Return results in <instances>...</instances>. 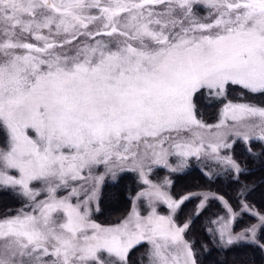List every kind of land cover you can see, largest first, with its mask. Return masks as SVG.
<instances>
[{"label": "snow or ice", "instance_id": "1", "mask_svg": "<svg viewBox=\"0 0 264 264\" xmlns=\"http://www.w3.org/2000/svg\"><path fill=\"white\" fill-rule=\"evenodd\" d=\"M232 87L264 96V0H0V192L24 200L0 213V264H198L192 217H177L202 194L174 198L148 174L190 157L241 173L221 154L238 141L264 155L251 147L264 102L227 100ZM199 96L227 100L217 123L197 118ZM122 172L145 187L126 216L98 223L100 184ZM241 210L257 222L234 233L218 216L207 231L264 251V214Z\"/></svg>", "mask_w": 264, "mask_h": 264}, {"label": "trees", "instance_id": "2", "mask_svg": "<svg viewBox=\"0 0 264 264\" xmlns=\"http://www.w3.org/2000/svg\"><path fill=\"white\" fill-rule=\"evenodd\" d=\"M245 95L251 96L254 101H264V96L247 93ZM197 101L202 106L218 105L221 102L215 99L208 100L204 96H199ZM199 110L202 116V110ZM251 147L255 153L264 152V142L253 141ZM230 153L245 171L236 173L225 168L206 172L202 165L191 163L180 171L169 173L171 179L169 192L173 197L180 198L192 193L202 194L185 201L177 219L183 223L192 217L185 238L194 242V248L198 252V264H264V251L259 248L247 244L224 246L220 244L218 235L214 238L207 231L208 228L218 227L211 223L212 220L225 215L224 207L217 196L224 199L234 210L239 209L241 202H244L264 214V155H249L246 145L239 141L230 149ZM165 175L166 171L160 167L153 168L149 173L153 180L163 179ZM142 187L143 184L135 172L118 173L115 180L112 177L106 178L99 191V211L93 212V218L100 223H115L127 214L134 194ZM206 192L217 196L208 197L204 210L197 217L195 215L197 206ZM17 205V196L11 192H0V213L8 208L16 209ZM256 221L257 218L250 212H241L232 221L231 229L233 232H239ZM146 248L145 244L135 249L131 253L132 260L135 261Z\"/></svg>", "mask_w": 264, "mask_h": 264}, {"label": "rangeland", "instance_id": "3", "mask_svg": "<svg viewBox=\"0 0 264 264\" xmlns=\"http://www.w3.org/2000/svg\"><path fill=\"white\" fill-rule=\"evenodd\" d=\"M240 92H241V89H239L238 87H232V88H230V89H229V93H228L227 100H231V101H233L234 103H235V102H249V101L254 102V103L264 102V101H258V100L254 101V100H252V97H251V96L249 97V96H247V95H245L244 98L241 99L240 96H239V93H240ZM245 94H246V93H245ZM227 100H221V102L218 103V105H213V106H206V105H203V106H202V105L200 104V102H197V108H198L197 118H198V119H201V118H202L203 121H204L205 123H207V124H215V123H217V122H218V119H219L220 110L222 109L223 104L227 102ZM199 109L202 110V116L199 114V113H200V112H199V111H200ZM230 142H231V141H230ZM226 153L231 155L230 150H222V151H221V154H222V155H224V154H226ZM178 159H179V158L176 157V156H171V157H169V160H168L169 165H171L172 167H175V166L177 165V163H178ZM191 163H195V164H198V165H202L203 168H205L206 172H213V171H219V170H221V169H225V167L222 166V165H217V164L211 163V162H209V161H201V160H197L195 157H190V158H188L187 166H188L189 164H191ZM187 166H186V167H187ZM156 167L163 168V169L166 171V175L163 177V179H160V180H153V179L149 176V174H148V178H149L151 181H153L154 183L163 184V183L165 182V180H167V181H170V180H171V179H170V175H169V173H172L173 171H171V169H170L169 167H165V166H163V165H157V166H154L153 168H156ZM213 169H214V170H213ZM103 171H104V169H103V167H101V168H99V169L97 170V173H96V174L99 175L100 173H103ZM167 172H168V173H167ZM109 177H111V175H107V176H105V177H104V180H105L106 178H109ZM104 180H103V181H104ZM103 181L101 182L100 187H101ZM169 185H170V184H166V185H165V190L168 191V192H169ZM37 187H38V186H37ZM143 187H145V185H143ZM143 187H142V188H143ZM142 188H141V189H142ZM141 189L138 190V191L134 194L133 199H132V201H131V206H130L128 212L131 210V208H132V206H133L134 198L136 197L137 193H138L139 191H141ZM99 191H100V188H99ZM61 194H63V193H61ZM204 194H207L208 197H210V196H217V195H215L214 193H210V192H206V193H204ZM202 197H203V196H202ZM174 198H175V197H174ZM203 198H204V197H203ZM217 198L221 201V203H222V205H223V207H224V213H225V215H224L223 218H224L225 220H230V221H231V223H230V227H231V225H232V221H233L235 218H237V217L239 216V214L242 212L241 207H240L239 209H237V210H234V209L231 207V208H232V212L236 214L235 217L233 218L232 213H229L228 210H227V207H226V205H225V203H224L225 200H224V199H221V197H219V196H217ZM177 199H179V198H177ZM17 200H18V205H17L16 209L22 207L23 204H24V200H23L22 198L17 197ZM4 203H6V200L4 201ZM136 204L139 205V207H140V211H141V214H142V215H146V214H147V211L149 210V209H148V206H147V202L144 201V200H140V201H136ZM227 204H228V203H227ZM96 205H97V202H93L92 207L95 208ZM228 205H229V204H228ZM250 208L252 209V211L257 212V213H260V212L256 211L254 208H252V207H250ZM157 210H158V212H159L160 214H162V215L168 213L167 205L158 204V205H157ZM128 212H127V214H128ZM127 214H126V215H127ZM261 214H262V213H261ZM126 215H125V216H126ZM92 218H93V217H92ZM256 218H257V217H256ZM93 219H94V218H93ZM257 219H258V218H257ZM94 220H95V219H94ZM95 221H96V220H95ZM96 222H98V221H96ZM256 222H257V221H256ZM98 223H100V222H98ZM101 224H105V223H101ZM111 224H112V223H111ZM105 225H107V224H105ZM231 230H232V229H231ZM239 232H240V231H239ZM234 233H236V232H234ZM146 245H147V244H146ZM147 247H148V245H147Z\"/></svg>", "mask_w": 264, "mask_h": 264}]
</instances>
